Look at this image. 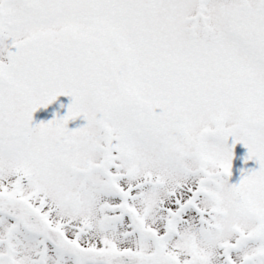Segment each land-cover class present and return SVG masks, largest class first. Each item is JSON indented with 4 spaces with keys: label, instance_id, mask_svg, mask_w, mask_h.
Wrapping results in <instances>:
<instances>
[{
    "label": "snow or ice",
    "instance_id": "snow-or-ice-1",
    "mask_svg": "<svg viewBox=\"0 0 264 264\" xmlns=\"http://www.w3.org/2000/svg\"><path fill=\"white\" fill-rule=\"evenodd\" d=\"M0 264H264V0H0Z\"/></svg>",
    "mask_w": 264,
    "mask_h": 264
},
{
    "label": "rangeland",
    "instance_id": "rangeland-1",
    "mask_svg": "<svg viewBox=\"0 0 264 264\" xmlns=\"http://www.w3.org/2000/svg\"><path fill=\"white\" fill-rule=\"evenodd\" d=\"M63 112H64V111H61L62 114H63ZM78 122H79V123H82L83 121H78ZM69 126H70V127H71V126H75V125H74V122H70V125H69Z\"/></svg>",
    "mask_w": 264,
    "mask_h": 264
},
{
    "label": "flooded vegetation",
    "instance_id": "flooded-vegetation-1",
    "mask_svg": "<svg viewBox=\"0 0 264 264\" xmlns=\"http://www.w3.org/2000/svg\"><path fill=\"white\" fill-rule=\"evenodd\" d=\"M64 99H68L67 97H63Z\"/></svg>",
    "mask_w": 264,
    "mask_h": 264
}]
</instances>
